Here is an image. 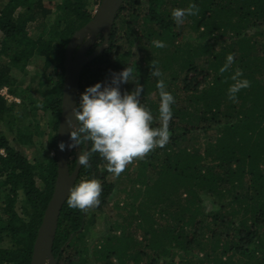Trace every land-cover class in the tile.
<instances>
[{
	"label": "trees",
	"instance_id": "1",
	"mask_svg": "<svg viewBox=\"0 0 264 264\" xmlns=\"http://www.w3.org/2000/svg\"><path fill=\"white\" fill-rule=\"evenodd\" d=\"M43 1L0 0V89L6 88L9 96L19 99L18 104H7L0 96V264L31 263L57 180L56 135L66 47L93 17L89 0H58L53 9ZM139 1L121 4L107 48L80 73L76 103L90 86L88 78L134 66L123 57L110 61L116 25L124 24L126 34L131 35L130 23L139 24L140 34L146 32L142 38L147 44L158 39L166 45L158 48L162 59L149 53L144 67L136 68L134 82L144 86L142 103L158 115V105L146 99L158 91L157 78L150 75L151 61L163 73L166 90L176 103L171 106L169 142L138 159L140 174L145 175L149 167L153 178L144 187L151 211L149 229L143 235L148 253L136 248L129 253L130 240H124L123 233L122 239L106 240L95 249L96 261L167 264L166 258L179 255V261L170 264H264V0H145V9ZM189 3H195L199 11L179 27L171 11ZM32 25L38 30L35 37L29 32ZM184 28L195 36L192 41L182 42ZM100 45L95 42L88 53H96ZM229 53L234 62L220 73ZM34 60L42 61L41 71L35 73L38 81L35 87H24L19 75H25ZM236 68L250 86L241 89L233 102L227 98V89ZM39 112L45 120L42 126ZM152 126L159 127V119H153ZM23 145L38 147L43 157L28 160L19 149ZM70 156L69 173L76 165V148ZM89 164V168L79 167L75 183L92 178L100 182V204L91 208L100 212L113 186L106 180L105 162L98 154H93ZM204 196L220 204L219 210H204ZM156 214L167 220L164 229L151 225ZM87 222V210L69 208L64 202L51 247L55 264H83L80 256L70 259L68 251ZM202 230L216 240L217 252L198 242ZM196 247L200 258L192 257Z\"/></svg>",
	"mask_w": 264,
	"mask_h": 264
},
{
	"label": "clouds",
	"instance_id": "2",
	"mask_svg": "<svg viewBox=\"0 0 264 264\" xmlns=\"http://www.w3.org/2000/svg\"><path fill=\"white\" fill-rule=\"evenodd\" d=\"M198 11L195 3H189L186 8L172 9L171 18L176 25H181L186 17L195 16ZM90 37L89 34L84 39ZM151 44L155 48L166 46L163 40L158 39L152 40ZM233 62L234 55L229 53L219 72L228 71ZM150 69V75L157 78L159 127L152 126V112L141 103L143 85L137 82L132 91L121 92V85L129 83L137 72L136 66H127L118 73H111L110 81L88 86L79 95L78 103L72 108L74 123L65 118L70 143L65 145L61 142L59 149L63 151L65 147L73 149L80 146L76 163L84 168H89L93 154H98L105 162V170L119 176L134 159H143L154 148H163L170 139L169 122L173 117L171 106L176 100L166 90L165 81L161 78L163 73L156 67L155 61H151ZM242 76L239 68L231 76L233 83L227 89V98L233 102L237 100L236 94L241 89L250 86V82ZM86 144L87 148L84 147ZM101 192L102 187L97 179H84L68 188L65 202L69 208L86 211L100 204Z\"/></svg>",
	"mask_w": 264,
	"mask_h": 264
},
{
	"label": "rangeland",
	"instance_id": "3",
	"mask_svg": "<svg viewBox=\"0 0 264 264\" xmlns=\"http://www.w3.org/2000/svg\"><path fill=\"white\" fill-rule=\"evenodd\" d=\"M57 1L58 0H44L43 2L47 8L53 9ZM89 3L91 5V11L93 13V11L98 8L100 0H89ZM139 4L141 9H145V0H140ZM128 26H130L132 29L131 35L126 34L127 29L124 24H118V26L116 25L117 35L115 44L110 53L111 62H115V60L123 57L127 62V65H134L136 66V68H142L145 65L143 59L149 53H151L152 56H156V59H162L164 54L158 48H156L157 51H153L154 46L150 47L149 45L151 44H147L145 38H142L145 37L146 32L140 34V29L138 27L139 24L132 25L130 23ZM29 32L32 37H35L38 34V30H36L34 25L29 27ZM194 37L195 36L193 34L187 33V29H183L182 42L187 41L188 39L192 41ZM100 38H103L102 35L99 37V39H97L96 42L102 44L103 40H100ZM203 58L205 57L203 56ZM199 63H201V61H199ZM41 67L42 61L34 60L27 66L25 75H19L20 81L24 83V87L29 84H31L32 87L36 86L38 77L35 76V73H39L41 71ZM164 76L166 77V73H164ZM32 77H35L34 82L30 81V78ZM95 77L96 78L87 79L90 86L94 85L97 82L106 83L110 81L111 71H107L102 75H95ZM134 81L135 78L130 79L129 83L127 84H122L121 92L123 93L125 91H132L135 88L136 84ZM157 93L158 91H155L146 96L148 102L159 105V94ZM10 97V101H6L7 104H10L12 102L17 104L19 103V99L12 96ZM33 98L35 97L33 96ZM147 105L148 104H146V106ZM147 108L149 107L147 106ZM38 114L39 115L37 116V118L41 119L40 121L42 126L45 120L44 117H41V112H39ZM152 115L154 117V120H158V115L156 114V112L155 114L152 113ZM33 141H36V137L33 138ZM67 144L68 143H66L65 145ZM183 144L186 145V143ZM75 148L68 149L67 147H65V150L69 153H72ZM19 149L22 154L30 161L35 158L40 159L43 157L38 147L36 148L35 146L23 145L19 146ZM71 159L72 156H70V161ZM140 169L141 168L138 159H134L131 163L126 165L125 170L119 176H114L108 173L106 180L113 186L112 196L109 202L102 208L100 212H94L91 208L87 209V226L84 228L82 235L77 238L74 244H72V249L68 251V257L70 259L78 258V256H80L79 259L82 258L81 260L83 264H104L103 262L96 261V257L94 255L96 252L95 249H97L98 246L106 240L108 242L109 240L122 239L123 233L124 240L125 238H128L130 240L129 242L127 241L129 253H133V251H135V248L141 251L144 255L148 253V249L145 248L146 242L143 240V235L146 229H149L150 217L148 216L149 214H151V211L147 209L148 198L145 195L144 187L151 184L153 178L151 176L152 172L149 167L146 168L145 175L140 174ZM142 181H144L143 184H141ZM227 201H230V199L228 198ZM202 206L203 209L207 212L214 211L216 209L219 210V208L221 207L220 204H214L212 199L208 196L203 197ZM162 208L163 206L160 207V210ZM206 223H209V221L206 220ZM166 224L167 220L164 217H158L157 214L155 215L151 223V225L156 229H164L166 227ZM209 226L211 228L212 224H210ZM209 226H207V228H209ZM197 239H199L198 242L204 245L206 249H208L209 247L210 252L214 253L215 245H217L215 244L216 240H214V238H211L208 230H202ZM112 243L114 242H111V247L113 245ZM198 249L199 248L196 247L193 250L194 255L192 257L200 258L202 256V253L198 251ZM190 253H192V251H190ZM165 261L167 262V264H170L173 261L177 262L179 261V255L168 257L165 259ZM129 263L130 261L128 262V264ZM45 264H48V261H46ZM189 264H194V262Z\"/></svg>",
	"mask_w": 264,
	"mask_h": 264
},
{
	"label": "water",
	"instance_id": "4",
	"mask_svg": "<svg viewBox=\"0 0 264 264\" xmlns=\"http://www.w3.org/2000/svg\"><path fill=\"white\" fill-rule=\"evenodd\" d=\"M124 0H100L99 6L92 19L78 32H76L69 41L64 59V81L62 90L61 115L57 129L56 159H57V180L53 195L48 202L42 223L38 230L37 238L33 247V253L30 264H55L51 254L52 242L55 236L58 217L67 196L68 188L75 183L79 165H75L74 170L69 173L68 163L70 153L65 149L61 151L58 145L70 143L69 129L65 125V118L73 120L72 108L76 104V96L79 93V78L83 67L90 62L99 52L107 48L109 34L113 27L116 15ZM101 33L103 37L102 44L98 51L89 56H85L89 45L96 42L97 35ZM91 35L89 39L84 36ZM80 44L79 49L73 54L75 48ZM87 148V145H85ZM77 157L80 154V148L77 146Z\"/></svg>",
	"mask_w": 264,
	"mask_h": 264
},
{
	"label": "built area",
	"instance_id": "5",
	"mask_svg": "<svg viewBox=\"0 0 264 264\" xmlns=\"http://www.w3.org/2000/svg\"><path fill=\"white\" fill-rule=\"evenodd\" d=\"M96 11H97V9H95L93 11L92 15H94L96 13ZM0 96H2L7 101H10V99H11V97L7 93V89L6 88L0 89Z\"/></svg>",
	"mask_w": 264,
	"mask_h": 264
},
{
	"label": "flooded vegetation",
	"instance_id": "6",
	"mask_svg": "<svg viewBox=\"0 0 264 264\" xmlns=\"http://www.w3.org/2000/svg\"><path fill=\"white\" fill-rule=\"evenodd\" d=\"M101 36V33H99L98 35H97V39H99V37ZM96 39V40H97ZM94 45V44H93ZM93 45H89V48L91 47V46H93ZM89 48H88V50L85 52V56H89L90 54L88 53V51H89Z\"/></svg>",
	"mask_w": 264,
	"mask_h": 264
}]
</instances>
